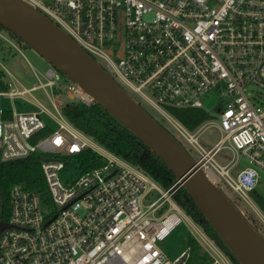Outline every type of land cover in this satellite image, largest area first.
Segmentation results:
<instances>
[{
    "label": "built area",
    "instance_id": "2783aa9c",
    "mask_svg": "<svg viewBox=\"0 0 264 264\" xmlns=\"http://www.w3.org/2000/svg\"><path fill=\"white\" fill-rule=\"evenodd\" d=\"M25 1L62 27L130 95L158 111L172 131L156 118L218 188L254 204L251 191L264 174V0ZM8 44L19 49L23 41L0 25V49ZM2 69L0 168L36 164L44 185L15 182L6 196L0 194V223L7 224L0 230V264H188L191 246L175 259L160 246L185 218L210 256L208 264H234L178 203V179L161 185L66 117L67 103L95 102L79 84L66 77L63 83L53 67L46 82L20 90ZM40 86L52 107L39 103L38 110L20 111L3 102ZM215 91L222 100L217 121L190 129L170 110L205 109L203 96ZM44 114L58 124L55 129ZM210 125L222 138L207 147L199 136ZM228 144L249 165L239 167L234 158L220 163L216 157ZM87 150L98 164L83 163Z\"/></svg>",
    "mask_w": 264,
    "mask_h": 264
},
{
    "label": "water",
    "instance_id": "95a60500",
    "mask_svg": "<svg viewBox=\"0 0 264 264\" xmlns=\"http://www.w3.org/2000/svg\"><path fill=\"white\" fill-rule=\"evenodd\" d=\"M0 25L76 82L174 173L240 264H264V237L188 150L72 36L25 0H0ZM238 173V169L235 174ZM0 223V230L6 226Z\"/></svg>",
    "mask_w": 264,
    "mask_h": 264
},
{
    "label": "trees",
    "instance_id": "16d2710c",
    "mask_svg": "<svg viewBox=\"0 0 264 264\" xmlns=\"http://www.w3.org/2000/svg\"><path fill=\"white\" fill-rule=\"evenodd\" d=\"M10 33L15 35L12 32ZM17 38L20 39L19 37ZM170 110L190 129H196L203 121L212 118L211 114L203 108H172ZM63 112L85 134L110 152L149 173L161 185L167 186L176 180V176L166 163L155 153L151 152L130 130L115 119L99 103L94 102L91 105H86L69 102L63 107ZM96 156L94 151L87 150L83 155V163L88 166L98 164L99 161H96ZM15 182H22L28 188L34 189L37 188L38 183L41 186L44 185L40 166L36 164L34 166L3 164L0 168V194L6 196L8 188ZM251 196L257 201L264 213V197L258 192L257 188L251 191ZM176 199L189 216L196 221H202L203 215L201 211L183 186L179 189ZM201 223L208 235L231 257L233 263L240 264L231 255L228 247L212 225L208 222ZM190 246L192 248V256L188 264H197L198 262L207 264L209 262L210 256L206 251L202 253L198 242L193 236L190 237Z\"/></svg>",
    "mask_w": 264,
    "mask_h": 264
},
{
    "label": "rangeland",
    "instance_id": "374dc122",
    "mask_svg": "<svg viewBox=\"0 0 264 264\" xmlns=\"http://www.w3.org/2000/svg\"><path fill=\"white\" fill-rule=\"evenodd\" d=\"M0 62L2 66L6 68V70L11 74L10 75L6 73V79L10 82H13L14 86H16L20 90L28 89L35 83L41 84L46 82V73L49 69L53 68L52 64H50L43 56H41L35 49L27 45L24 41L23 44H19V49L13 47L11 44H8V46H6L4 50L0 49ZM2 66L0 65V69L4 71L2 69ZM57 72L62 75V82L65 83L64 79L66 76L59 70ZM261 90L264 97V88H261ZM131 94L137 100H141L140 97H138L133 92H131ZM262 100V106H264V98ZM202 101L204 108L211 114L212 119L214 121H217L219 117L218 108L222 104L219 93L217 91L210 92L208 95L203 96ZM3 102L7 106H13L14 104L15 107L20 111H29L35 109L38 110L39 103H43L48 107H52L48 94L41 86L31 92L24 93L13 103L8 96L3 97ZM142 104L147 107V109L155 117L161 120L172 131V128L165 122L166 120L163 119L162 115L158 111H156L151 105L145 102H142ZM43 116L50 124L51 129H55L58 126L55 121L48 118L45 114ZM205 121H203L201 124H204ZM220 138H222V134L220 133L216 125H210L201 132L199 141L204 146L210 147ZM224 142H226V140ZM228 147L230 148L229 144L227 145V147L223 148L221 152L218 153L216 158L220 163H227L231 158H234L238 161L239 167H246L247 165H249V161L245 155H243L240 151H235L229 149ZM103 152L108 156L112 155V153L108 151ZM190 152L192 153L191 150ZM257 190L264 197L263 173L260 182L257 185ZM229 197L252 223V225L259 231V233H261V235L264 237V213L257 201L252 197V200L255 204L252 205L237 193L229 194ZM192 231L193 229L188 218H185L173 229V231L166 239L160 242L161 248L169 258L175 259L189 248L190 237L194 235ZM198 244L200 250L203 253L205 249L199 242ZM197 264L200 263L198 262Z\"/></svg>",
    "mask_w": 264,
    "mask_h": 264
},
{
    "label": "flooded vegetation",
    "instance_id": "af4514ba",
    "mask_svg": "<svg viewBox=\"0 0 264 264\" xmlns=\"http://www.w3.org/2000/svg\"><path fill=\"white\" fill-rule=\"evenodd\" d=\"M8 30V29H7Z\"/></svg>",
    "mask_w": 264,
    "mask_h": 264
}]
</instances>
